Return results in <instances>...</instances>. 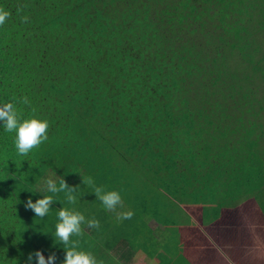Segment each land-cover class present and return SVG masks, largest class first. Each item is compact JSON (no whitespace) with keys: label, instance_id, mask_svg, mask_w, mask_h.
Here are the masks:
<instances>
[{"label":"trees","instance_id":"trees-1","mask_svg":"<svg viewBox=\"0 0 264 264\" xmlns=\"http://www.w3.org/2000/svg\"><path fill=\"white\" fill-rule=\"evenodd\" d=\"M0 8L9 14L0 107L48 122L47 140L22 156L0 121V264H29L36 251L62 264L58 210L86 200L85 220L99 228L82 223L70 240L98 262L112 234L140 246L146 240L127 233L141 219L167 225L180 206L198 222L190 208L229 215L252 198L264 210V130L253 121L264 116V0H0ZM52 176L78 186L75 204L38 187ZM95 187L118 192L122 205L106 210ZM48 195L43 218L25 208ZM220 230L208 229L210 241Z\"/></svg>","mask_w":264,"mask_h":264},{"label":"crops","instance_id":"crops-1","mask_svg":"<svg viewBox=\"0 0 264 264\" xmlns=\"http://www.w3.org/2000/svg\"><path fill=\"white\" fill-rule=\"evenodd\" d=\"M249 199H243L237 208L228 209L232 212L227 215L224 213H216L210 217L207 223L217 225L218 222L223 221L226 224V229L223 231V235L217 236V241L212 242L206 249L202 252L205 254V258L202 260L203 264H264V259L262 257V252L259 249H256L257 245L264 246V229L260 227L257 217L259 214H253L254 220L257 224L254 228L251 226L249 221V216L246 213L247 204L246 202ZM223 210V209H222ZM219 210V211H222ZM238 211V213H236ZM264 211V210H263ZM260 211V212H263ZM230 212V211H229ZM261 216V215H260ZM156 221V220H155ZM168 223L170 220H168ZM140 223H145L144 228H150L152 233L143 232V229L139 233L133 235V230L137 228ZM159 223V222H157ZM253 229V236L248 234V229ZM131 233V236H130ZM176 233L165 232L163 237L164 241L167 238H173L180 246L184 245V242L181 240L182 236L178 239ZM146 235L143 238L142 235ZM154 234H156L154 236ZM153 236L154 239L151 237ZM167 236V237H165ZM248 236V238H246ZM127 237L131 242L135 240L144 241L140 246L139 244H132L118 235H112L109 239V245L105 244V261L104 264H194L193 258L188 255L186 246L184 245V250L181 247L175 248L170 245H160L158 241L161 238L160 234L153 230L148 224L147 221H140L138 224L127 233ZM158 239V240H157ZM230 240V243H234L232 248H225L224 240ZM248 244L249 246L245 247L243 245ZM255 247V250L252 247ZM221 249V251L219 250ZM178 252V253H177ZM186 254L191 258L188 260L185 257ZM45 257V255H44ZM46 258V257H45ZM48 257L46 258V260ZM184 260V261H183ZM186 262V263H185Z\"/></svg>","mask_w":264,"mask_h":264},{"label":"clouds","instance_id":"clouds-1","mask_svg":"<svg viewBox=\"0 0 264 264\" xmlns=\"http://www.w3.org/2000/svg\"><path fill=\"white\" fill-rule=\"evenodd\" d=\"M8 13L0 8V26H2ZM24 103H28L27 99ZM0 121L3 122V126L7 132H15L14 145L18 153L22 156H26L34 147L39 146L43 141L47 140L48 122L46 120L41 121L36 118L22 119L17 109L12 103H5L0 107ZM84 184L93 185L91 177L82 178ZM46 190L50 193L57 194L59 192H65L67 201L70 204L76 203V196L73 193L77 187H69L64 178H59V186L55 179L49 178L45 181ZM95 196L99 199L106 210L115 211L118 205H122L121 197L118 192H105L101 187L94 188ZM53 204V196H44L42 199H37L36 203H32V199L29 197L26 209L34 211L36 216L43 218L49 211V208ZM134 215L132 212H123L117 214V219H131ZM59 223L55 225L56 237L65 245L66 255L62 264H103L102 261H97L96 257L91 252H85L78 250L80 245L79 241L70 240L72 235L82 236L83 230L81 228L82 223H87L89 228H99V221L95 218L91 220H85V216L78 211L68 210L66 208H60L58 210ZM33 258L36 260V264H54L56 261L55 254L49 255L47 261L45 260L42 251H36L29 253L28 261L31 264Z\"/></svg>","mask_w":264,"mask_h":264},{"label":"rangeland","instance_id":"rangeland-1","mask_svg":"<svg viewBox=\"0 0 264 264\" xmlns=\"http://www.w3.org/2000/svg\"><path fill=\"white\" fill-rule=\"evenodd\" d=\"M215 80H216V78H215ZM254 120H256V121H254ZM253 121L255 124H257V126L259 128V129H256L257 133H258V131L263 132L262 130H264V128H263L264 116L259 117L258 119H253ZM248 126H251V125H248ZM259 148H260V150L264 151V133H263L262 137L260 138V147ZM51 178L56 180V177H54V176H52ZM46 180L47 179H44L43 182H39L38 187L46 190V184H45ZM196 185H198V184H196ZM188 190H189L188 194H189V192H191V193L194 192L193 188H190ZM222 190L227 191L228 188L223 187ZM91 203H92V200H86L75 211H78L81 214H84L87 211L88 207L91 205ZM246 204L248 206L246 207L247 211L245 214H247L249 216V221H250L251 226L254 228V226L257 224V222L253 218V214H259V216L257 217V221H258L260 227H262L264 229V211L260 212L258 210L259 208L256 205L252 204V198H250L246 202ZM150 206H151V203L149 202L148 208H147L148 214L145 216L146 218H150V216H149V211L151 209ZM201 206H202L203 210L207 208L206 205H201ZM180 207L182 209V212H184V214H186L187 216H190L188 213L189 210L186 209V207H184V206H180ZM175 208H178V206H176ZM190 209L192 210V212L196 213L197 216L201 217V218L199 217L201 220L200 222L197 221L196 217L195 218L190 217V219L193 221L192 222L189 218L187 221V219H186L187 216H185L184 214L181 215L182 217H179L177 219L178 216L173 217L172 214L168 213V214H166V219L170 220V222L167 225L157 223V221L151 220V219H148V224L151 228H153L154 231H156L157 233L160 234L161 238L159 239L160 241H158L160 243V245L170 244L169 243L170 238H167V239H165L166 241H164V239L162 237V235L163 236L165 235V232H169L170 234L178 232V233H176V237L178 239L180 238V235H181L182 236L181 240L184 243H189L190 245L196 244V246H194V248L193 247L186 248L187 253H188V255H190L193 258V260L195 262L194 264H203L202 260L205 258V254L204 253L202 254V252L210 244V239L207 236L208 229L211 228L212 226H217V228L221 229L220 235H221V233L223 235V231H225V229L227 227L223 221L218 222L217 225L207 223L206 221H208L210 219V216H205V215L201 214L199 209H196V208H190ZM141 220H143V219H141ZM144 226H145V223H140L137 226V228L135 230H133V235L139 233V231H141ZM185 227H188V230L190 231V233H185L183 231V228H185ZM111 231H113V228L108 230L105 233V235L107 236ZM248 234L253 236L254 232H253L252 228L248 229ZM112 235H116V234H112ZM155 235L156 234H154V236ZM130 236H131V233H130ZM165 237H167V236H165ZM193 242H195V243L193 244ZM252 249H254V251H256L254 246L252 247ZM256 249H259V251L262 252V257L264 259V246L263 245H257ZM188 255L185 252V257L188 260H191V258ZM63 260H64V257H63Z\"/></svg>","mask_w":264,"mask_h":264},{"label":"flooded vegetation","instance_id":"flooded-vegetation-1","mask_svg":"<svg viewBox=\"0 0 264 264\" xmlns=\"http://www.w3.org/2000/svg\"><path fill=\"white\" fill-rule=\"evenodd\" d=\"M243 246L247 247V246H249V245H248V244H245V245H243Z\"/></svg>","mask_w":264,"mask_h":264}]
</instances>
